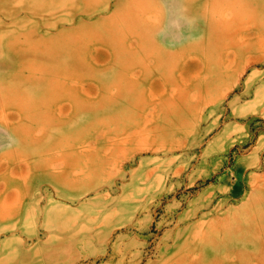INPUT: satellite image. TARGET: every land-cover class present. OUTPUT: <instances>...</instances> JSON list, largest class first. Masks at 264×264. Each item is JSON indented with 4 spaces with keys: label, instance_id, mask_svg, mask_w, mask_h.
<instances>
[{
    "label": "rangeland",
    "instance_id": "rangeland-1",
    "mask_svg": "<svg viewBox=\"0 0 264 264\" xmlns=\"http://www.w3.org/2000/svg\"><path fill=\"white\" fill-rule=\"evenodd\" d=\"M0 264H264V0H0Z\"/></svg>",
    "mask_w": 264,
    "mask_h": 264
}]
</instances>
